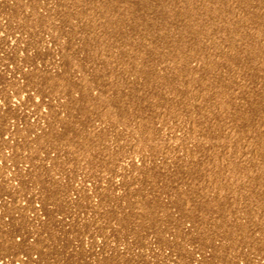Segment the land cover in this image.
Segmentation results:
<instances>
[{"label":"rangeland","instance_id":"obj_1","mask_svg":"<svg viewBox=\"0 0 264 264\" xmlns=\"http://www.w3.org/2000/svg\"><path fill=\"white\" fill-rule=\"evenodd\" d=\"M26 124L41 155L12 151ZM0 165V213L35 243L52 212L31 253L57 264L122 209L264 234V0H0Z\"/></svg>","mask_w":264,"mask_h":264},{"label":"bare ground","instance_id":"obj_2","mask_svg":"<svg viewBox=\"0 0 264 264\" xmlns=\"http://www.w3.org/2000/svg\"><path fill=\"white\" fill-rule=\"evenodd\" d=\"M9 109L1 115L3 121L5 116L11 112L13 115L20 113V108H14L12 104ZM31 128L30 124H26L15 130L19 139L13 145L12 151L28 145L32 149L34 157L42 154L50 140L42 142L37 138V135L31 136ZM26 167L27 165L21 168V172H17L18 177H21ZM64 168L63 160L58 159H54L50 166V169L56 171ZM32 169L37 170V165L32 164ZM45 169L46 167H43L37 171L38 174L43 173ZM10 178L7 176V179ZM29 183L31 182L21 180V188L24 189ZM56 184L54 193H58L62 189V184L59 181ZM2 189L4 187L0 186V191ZM14 193L17 194V192ZM111 193L112 189L105 190L104 194L108 196L104 197L102 203L105 204L109 201L103 209L104 214L111 213L112 217V213L118 211V208L112 202L116 196L110 195ZM123 202L125 203V196ZM9 210L11 209H7L6 213H0V264H17L14 263V258L7 254L10 250L32 252L35 251L34 244L39 241H46L44 243L47 244L50 242L48 237L55 241L58 232L53 228L56 221L52 212L47 211V219L43 227L51 228L50 235L48 237L43 235L37 242L30 243L32 239L30 235L25 234L27 232L25 223L13 219ZM137 213L140 214V211ZM165 215L173 216L169 211L167 214L157 212L156 215L148 217L150 220L144 222L142 217L140 220H130L128 212L122 209L120 214H115L118 224L115 226L110 222L108 231L103 233L104 244L99 239V245H96L95 248L89 247L88 250H85L82 247L69 255L63 245L71 246L74 241L69 240L63 244L57 240L56 243H52L51 247L54 249L63 246L62 264H249L244 257L247 249L259 246L264 248V234L255 233V222L250 220L232 219L229 221L231 226L238 224L244 226V229H238L239 233H235L234 229L220 226L215 231L212 230L215 233L204 234L201 225H197L188 217H183V214L176 218H167ZM143 222L144 225H140ZM168 233H170V237L165 236ZM53 257L36 254L29 263H26L25 258L21 262L23 264H57V260ZM260 264H264V261Z\"/></svg>","mask_w":264,"mask_h":264},{"label":"built area","instance_id":"obj_3","mask_svg":"<svg viewBox=\"0 0 264 264\" xmlns=\"http://www.w3.org/2000/svg\"><path fill=\"white\" fill-rule=\"evenodd\" d=\"M258 249H264V248L259 246L256 248L254 247V249H247L244 257L247 259L249 264H260L261 262L264 261V260H262L261 262L258 261L257 251H256ZM17 250L18 249H13L7 253L9 256L14 258V263H17V264H23V262H21V260H23V258L26 259V263H29L30 259L35 255V254H32L31 252H26L23 250L17 251ZM202 264H204V263H202Z\"/></svg>","mask_w":264,"mask_h":264}]
</instances>
